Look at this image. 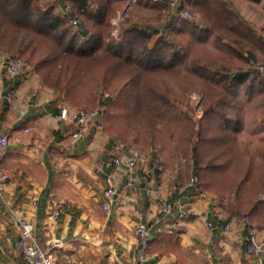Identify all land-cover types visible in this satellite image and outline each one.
<instances>
[{"label": "crops", "instance_id": "1", "mask_svg": "<svg viewBox=\"0 0 264 264\" xmlns=\"http://www.w3.org/2000/svg\"><path fill=\"white\" fill-rule=\"evenodd\" d=\"M131 1L132 10L142 19L135 25L166 36L172 34L170 38L196 47L199 55L203 51L229 53L226 58H215L210 63L202 60L210 71L224 70L229 74L228 69L233 68L230 65L239 60L238 50L245 51L219 40L215 31H208L194 7L193 18L173 22L179 3L190 6L192 0ZM225 1L253 29L256 37L264 40V18L252 16L253 12L255 16L257 13L252 6L260 3L264 8V0ZM146 7L153 10L147 15L149 21L142 18L146 17ZM164 10L168 14L159 24L152 25L153 15L160 16ZM188 22L194 30L178 27ZM255 52L259 54L260 50ZM8 58V53L0 50V130L9 139L1 158L8 178L0 197V264H29L16 247L18 233L10 207H16L33 223L41 247L52 255L55 264H132L136 243L134 227L152 219L166 198L179 206H191L193 216L182 229L176 230L173 226L179 209L176 207L164 221L156 224L149 235L147 253L139 264H256L246 253L243 225L237 222L227 232L207 226L209 221L227 220L233 215L218 195L201 188L196 190L198 183L194 186L191 182V177L196 175L193 157L179 156L173 167L163 164L165 170L148 171L147 165H116L115 157L128 158L139 148L123 142L116 134L95 128L74 139L71 133L76 129V122L60 117L64 106L71 108L30 67L24 66L19 74L11 75L7 70ZM241 98L239 93L238 103L246 102ZM102 99L100 106H107L110 97ZM243 108L247 106L243 104ZM196 115L201 116L200 110ZM241 116L239 142L245 140L249 128ZM252 131L251 138L257 132ZM142 151L153 154L151 148ZM173 185L177 187L168 192ZM110 186H115L117 193L106 211L103 204L108 199L104 192ZM58 202L63 206L54 220L51 213ZM257 229L264 238V229Z\"/></svg>", "mask_w": 264, "mask_h": 264}, {"label": "trees", "instance_id": "2", "mask_svg": "<svg viewBox=\"0 0 264 264\" xmlns=\"http://www.w3.org/2000/svg\"><path fill=\"white\" fill-rule=\"evenodd\" d=\"M44 1L0 0V50L20 58L64 103L74 106L69 110L79 109L75 106L82 104L83 93H108L102 130L141 150L151 148L153 159L168 167L179 156L193 157L198 188L218 195L230 215L248 218L264 229V200L250 203L230 191V184L255 186V193L264 188V180L253 181L257 165L239 147L237 112L242 106L231 99L253 69L230 78L226 71L208 70L199 60L190 64L189 44L135 24L119 31L124 19L113 34L112 18L126 0H64L79 20L77 29ZM189 5L219 40L243 48L253 58L256 50L264 51V40L256 37L225 0H192ZM132 16L129 12L127 18ZM237 55V62H243L241 54ZM200 71L220 76L225 87L218 90L208 84L198 117L191 98L195 83L182 80L181 74L199 79ZM170 74L177 77L175 85L164 79ZM227 171L228 179L218 185Z\"/></svg>", "mask_w": 264, "mask_h": 264}, {"label": "built area", "instance_id": "3", "mask_svg": "<svg viewBox=\"0 0 264 264\" xmlns=\"http://www.w3.org/2000/svg\"><path fill=\"white\" fill-rule=\"evenodd\" d=\"M153 1L158 2L162 0ZM49 3L55 7L57 12H59L66 20H68V23L71 27L77 28L79 26V20L75 16L71 4L65 2L64 0H49ZM128 16L129 13L125 8L116 12L112 18V23L115 26L113 29L114 32L117 31L119 21L127 18ZM184 18H193V13L187 6H183L180 2L177 9L173 13L172 20L173 22L178 23ZM23 65L24 62L17 57L9 56L7 60V70L11 75L19 74L24 67ZM248 66L250 67L248 69H253L254 73L264 75V63H258L255 60L250 59ZM104 115L105 107L100 105L92 109L79 108L74 110H69L68 108L63 107L60 113L61 118L76 122V129L71 133V136L74 139L80 138L84 132L90 128L102 130L104 127ZM24 131L28 132V129H24ZM8 141L9 139L7 134L0 131V197H3L6 181L8 178V171L1 164V158L6 150ZM114 163L116 165L125 164L128 167L150 164L148 171L154 168L165 170V166L159 163L157 159H153L152 155H149L140 149L133 150L128 158H122L120 156L115 157ZM197 180V175H193L191 177V182L194 183V186H197ZM176 187V185L171 186L168 192H171ZM196 190L199 191L198 187H196ZM116 193L117 188L115 186H110L105 189L104 194L108 200H105L103 208L106 211H108L110 207L109 201L114 199ZM62 206L63 203L58 202L52 210L51 217L54 220L58 219ZM176 207L179 209L177 215L174 217L173 226L176 230H180L185 225V222L192 218L194 212L191 206H179L177 202L171 200L170 198H166L161 202L156 215L152 219L147 222H139L136 224L133 229L136 236V243L134 244L132 250V264H139L140 259L145 257L149 244V235L152 228L156 224L164 221L165 217L172 214ZM10 212L12 215V223L17 227L18 236L16 247L21 251L26 261L29 264H55L52 255L41 247L35 233L33 223L24 217V215L19 212L16 207H10ZM237 222L245 227L247 242L246 253L253 259V261H255L256 264H261V262L264 261V238L260 237L257 227L250 223L248 218L239 219L236 216H232L227 220L220 219L213 222L209 221L207 222V226L218 228L223 232H227L233 229V226H235Z\"/></svg>", "mask_w": 264, "mask_h": 264}, {"label": "rangeland", "instance_id": "4", "mask_svg": "<svg viewBox=\"0 0 264 264\" xmlns=\"http://www.w3.org/2000/svg\"><path fill=\"white\" fill-rule=\"evenodd\" d=\"M47 4H49V0H45ZM132 1L131 0H126L122 7L119 8L120 10L122 8H126L128 10V13L130 12L131 14H133V16L131 18H125L124 20H122L119 23V31H121V27H124L125 25H133L136 24L138 22V20H142L139 18L138 14L135 13L132 10ZM188 6V5H187ZM262 5L260 3L254 4L252 6V9H256L257 13L256 16L254 14V12L252 13L253 18L257 17L258 19L260 18H264V8L261 7ZM188 8L191 11V7L188 6ZM150 11L153 10H148V8L146 7V10H144V15H146V17H142L148 20V13H150ZM193 13V11H191ZM168 11L164 10L162 12V14L160 16H155L153 15V20H150V22H152L151 24H159L161 21V18L164 15H167ZM149 21V20H148ZM147 22V21H146ZM190 22L188 23H182L180 24L178 27L180 28H184L185 26L186 29H192L194 30V28L190 27ZM77 29V28H74ZM113 34L116 33L113 30L111 31ZM223 49V48H220ZM235 49H243V48H239L236 47ZM186 52L189 54V62L191 64V62H195L197 60H199L202 64L203 63L202 60H209V63L211 61H215V58L217 59H223L226 58L228 54L226 53H216V54H212V53H208L203 51L201 55H199L197 53V49L196 47H192L189 49H186ZM245 53V54H244ZM244 53H236V54H241V59H244L243 62L241 63H232L230 66H232V69H228L229 70V75H233L236 73H240L243 70H246L248 68H250L248 66V62L250 58L253 57H249L246 54V50L244 51ZM256 58H253L252 60H255L258 63H264V51H260L259 54H256ZM220 65V64H219ZM189 66V65H188ZM221 66V65H220ZM222 73L224 72V70H221ZM185 74H181V79L187 82H191V83H195V90H193L191 92V98L192 99V103L195 106V110H200V113H202V109L200 106V101L202 98V94L203 92L206 90V87L209 85H211L212 87L214 86L216 89L218 90H222V88L225 87V83L223 80H221L219 77L220 76H212L210 74H208L207 72H201L200 71V78H194L192 75L184 72ZM249 76L246 78V80L243 83H240L238 85V89H237V95L236 96H232L231 99L233 101H238L236 100V97L239 98V93L241 94L242 98L241 99H245L246 102H239V104L242 106L241 109L237 112L238 116H241L242 114V118H244V123L249 126V128L247 129L248 134L244 135V141L241 140V142H239V147L244 151L246 157L249 160H252L257 167L254 168V174H253V181H262L264 180V127L262 125H264V120H262V117H264V79H262L261 77H258L257 75H255L254 73H249ZM175 79L177 80V77L174 76ZM255 77H257V79H254ZM261 78V79H260ZM165 80H169V82L171 83V85H175V79L172 78V75H167L164 77ZM261 80V81H260ZM230 83V82H229ZM231 84V83H230ZM98 91V90H97ZM95 91V93L92 96H87L86 94H82V98L83 102L81 105L79 106H75V108H87V109H92L94 107H97L98 105L101 104L100 100H103L102 97H104L106 94L108 93H104V92H97ZM69 107H74L72 105H70L69 103L65 102ZM243 104L247 106V108H243ZM107 105V104H106ZM244 109V110H243ZM241 113V114H239ZM252 129H254L256 132L255 135H253V137L251 138V134H253L254 132L252 131ZM251 130V131H250ZM246 131V132H247ZM241 134V133H239ZM241 137V135H238V137ZM243 147V148H242ZM140 148V147H138ZM246 149V150H245ZM181 157V156H180ZM184 158V157H182ZM178 161V160H177ZM227 173L223 176L222 179H219V184L218 185H222L224 184V180H227ZM230 191L231 193H238L239 195L242 196L243 199H246L248 202L250 203H254V201L256 199L261 198L262 200H264V188L259 189V191L257 193H255V186H252L251 188H247L244 184H230ZM211 193V191H209ZM226 202V201H225ZM264 205V204H262ZM241 208V207H240ZM258 231H260L258 229Z\"/></svg>", "mask_w": 264, "mask_h": 264}]
</instances>
